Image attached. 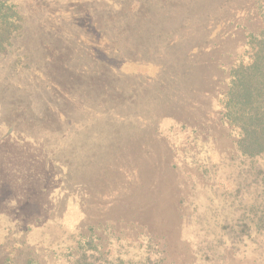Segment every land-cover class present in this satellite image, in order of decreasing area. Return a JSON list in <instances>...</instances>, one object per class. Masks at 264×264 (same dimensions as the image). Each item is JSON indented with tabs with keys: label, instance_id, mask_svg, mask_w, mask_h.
<instances>
[{
	"label": "rangeland",
	"instance_id": "374dc122",
	"mask_svg": "<svg viewBox=\"0 0 264 264\" xmlns=\"http://www.w3.org/2000/svg\"><path fill=\"white\" fill-rule=\"evenodd\" d=\"M9 2L0 246L66 264L92 234L106 264H264L220 105L264 0Z\"/></svg>",
	"mask_w": 264,
	"mask_h": 264
},
{
	"label": "trees",
	"instance_id": "16d2710c",
	"mask_svg": "<svg viewBox=\"0 0 264 264\" xmlns=\"http://www.w3.org/2000/svg\"><path fill=\"white\" fill-rule=\"evenodd\" d=\"M259 19V29L248 34L246 55L238 58L230 71L228 88L220 104L222 121L234 132V150L240 160L235 168V175L231 176L235 185L228 187L226 181L222 183L227 184V188L235 189L237 193L247 192L249 216L257 215L258 219L262 217L260 211L264 210L263 7L259 12ZM23 20L16 6L9 0H0V55L6 53L20 37ZM242 199L245 200L246 197ZM228 234L231 243H235L236 238H232L231 232ZM91 235L79 236L76 246L67 250L66 264H106L108 255L103 253V245H94ZM202 243L205 242L199 244ZM210 243L214 245L215 240ZM0 253L3 255V258L0 257V264H46L38 261L17 241L1 245Z\"/></svg>",
	"mask_w": 264,
	"mask_h": 264
}]
</instances>
